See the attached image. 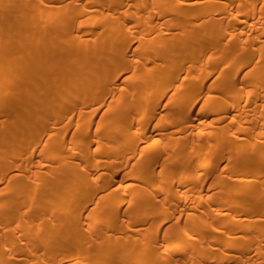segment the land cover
<instances>
[{
    "label": "bare ground",
    "instance_id": "6f19581e",
    "mask_svg": "<svg viewBox=\"0 0 264 264\" xmlns=\"http://www.w3.org/2000/svg\"><path fill=\"white\" fill-rule=\"evenodd\" d=\"M0 264H264V0H0Z\"/></svg>",
    "mask_w": 264,
    "mask_h": 264
}]
</instances>
